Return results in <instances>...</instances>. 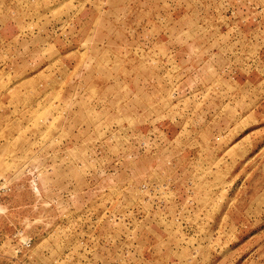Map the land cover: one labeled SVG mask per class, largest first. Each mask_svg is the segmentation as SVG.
<instances>
[{
    "label": "rangeland",
    "instance_id": "rangeland-1",
    "mask_svg": "<svg viewBox=\"0 0 264 264\" xmlns=\"http://www.w3.org/2000/svg\"><path fill=\"white\" fill-rule=\"evenodd\" d=\"M0 264H264V0H0Z\"/></svg>",
    "mask_w": 264,
    "mask_h": 264
},
{
    "label": "built area",
    "instance_id": "built-area-1",
    "mask_svg": "<svg viewBox=\"0 0 264 264\" xmlns=\"http://www.w3.org/2000/svg\"><path fill=\"white\" fill-rule=\"evenodd\" d=\"M7 191V184L4 179H0V202L3 199V196L5 195V192Z\"/></svg>",
    "mask_w": 264,
    "mask_h": 264
}]
</instances>
